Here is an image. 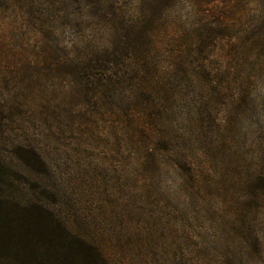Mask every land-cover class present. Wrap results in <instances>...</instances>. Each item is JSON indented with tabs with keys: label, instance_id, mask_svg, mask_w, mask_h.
<instances>
[{
	"label": "rangeland",
	"instance_id": "1",
	"mask_svg": "<svg viewBox=\"0 0 264 264\" xmlns=\"http://www.w3.org/2000/svg\"><path fill=\"white\" fill-rule=\"evenodd\" d=\"M117 40L166 82L162 121L190 166L154 165L125 136L122 92L101 104L96 76H70ZM29 146L55 192L40 198L104 235L115 264H264V0H0V159Z\"/></svg>",
	"mask_w": 264,
	"mask_h": 264
},
{
	"label": "trees",
	"instance_id": "2",
	"mask_svg": "<svg viewBox=\"0 0 264 264\" xmlns=\"http://www.w3.org/2000/svg\"><path fill=\"white\" fill-rule=\"evenodd\" d=\"M93 2L101 7L105 0ZM102 15L106 16L100 8L91 17L96 20ZM117 41L116 47L96 52L101 64L89 65L78 60L70 76H96L100 81L96 94L101 104H106L108 93L115 89L122 92L120 97L128 107L125 136L130 142L133 140L130 146L149 155L154 165H160L159 155L167 154L173 159V167H180L178 161L190 166L172 129L162 121V101L168 92L166 82L153 72L141 70L145 59L138 56L133 44ZM38 48L40 57L48 63L45 51L52 46L42 42ZM121 51H128L129 60L112 61ZM120 62L126 63L125 68L119 66ZM125 70L130 72L129 90H125L127 81L122 74ZM46 167L36 146L20 148L11 162L0 159V264H115L104 235L91 232L85 221L76 224L65 218L59 204L48 206L40 198L55 194L36 176Z\"/></svg>",
	"mask_w": 264,
	"mask_h": 264
}]
</instances>
